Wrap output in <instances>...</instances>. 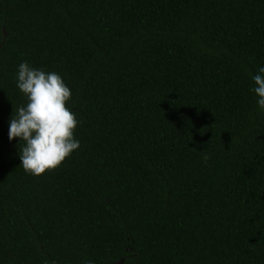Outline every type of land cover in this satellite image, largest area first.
Segmentation results:
<instances>
[{
  "label": "trees",
  "instance_id": "16d2710c",
  "mask_svg": "<svg viewBox=\"0 0 264 264\" xmlns=\"http://www.w3.org/2000/svg\"><path fill=\"white\" fill-rule=\"evenodd\" d=\"M24 61L81 122L40 176L8 138ZM260 66L264 0H0V264H264Z\"/></svg>",
  "mask_w": 264,
  "mask_h": 264
},
{
  "label": "clouds",
  "instance_id": "9594fccd",
  "mask_svg": "<svg viewBox=\"0 0 264 264\" xmlns=\"http://www.w3.org/2000/svg\"><path fill=\"white\" fill-rule=\"evenodd\" d=\"M251 79L250 91L257 97V109L264 112V66H260ZM16 87L27 102L18 108L14 106L8 138L10 141L19 138L23 170L40 176L59 167L81 147L75 136L81 122L75 111L66 106L72 91L59 73L32 67L24 61L17 67ZM84 264H95V261L85 259Z\"/></svg>",
  "mask_w": 264,
  "mask_h": 264
}]
</instances>
